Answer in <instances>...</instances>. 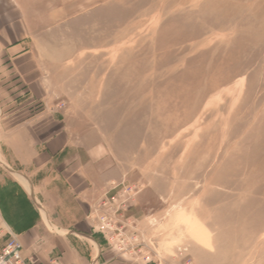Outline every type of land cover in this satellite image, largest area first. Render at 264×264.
Instances as JSON below:
<instances>
[{
	"label": "rangeland",
	"instance_id": "374dc122",
	"mask_svg": "<svg viewBox=\"0 0 264 264\" xmlns=\"http://www.w3.org/2000/svg\"><path fill=\"white\" fill-rule=\"evenodd\" d=\"M8 5L25 27L4 40ZM51 120L110 186L107 212L135 222L142 258L264 264V0H10L0 171L7 133Z\"/></svg>",
	"mask_w": 264,
	"mask_h": 264
},
{
	"label": "crops",
	"instance_id": "0c3cea01",
	"mask_svg": "<svg viewBox=\"0 0 264 264\" xmlns=\"http://www.w3.org/2000/svg\"><path fill=\"white\" fill-rule=\"evenodd\" d=\"M7 3L10 0H0V7ZM6 8L3 26L8 31L2 37L9 40L25 25L19 6L16 12L10 5ZM6 136L0 223L7 235L17 239L25 260L33 264H151L142 256L120 253L103 235H94L92 213L98 202L105 204L110 186L98 178L93 166L85 164V147L76 146L79 143L60 122H25ZM16 175L26 180L28 190Z\"/></svg>",
	"mask_w": 264,
	"mask_h": 264
},
{
	"label": "built area",
	"instance_id": "2783aa9c",
	"mask_svg": "<svg viewBox=\"0 0 264 264\" xmlns=\"http://www.w3.org/2000/svg\"><path fill=\"white\" fill-rule=\"evenodd\" d=\"M114 202L115 199H112L108 204H115ZM108 204L105 203L102 205L106 207ZM107 208H109L108 211L112 209L111 205H108ZM119 210L117 209L110 214L107 211L95 209L92 216L95 221L96 230L104 236L108 244L112 245L120 253L132 257H140L144 245L139 244V236L136 235L137 231L134 226L135 222L130 218L124 221L116 218ZM143 260L146 263L151 262L149 256H144ZM0 264H33V262L31 260H25L22 257L21 245L15 237L9 235V239L0 248Z\"/></svg>",
	"mask_w": 264,
	"mask_h": 264
},
{
	"label": "bare ground",
	"instance_id": "6f19581e",
	"mask_svg": "<svg viewBox=\"0 0 264 264\" xmlns=\"http://www.w3.org/2000/svg\"><path fill=\"white\" fill-rule=\"evenodd\" d=\"M16 177L19 179L18 181H20L21 183H23V185L27 188V190L29 189L28 184L26 183V180H24L23 177L16 175Z\"/></svg>",
	"mask_w": 264,
	"mask_h": 264
},
{
	"label": "trees",
	"instance_id": "16d2710c",
	"mask_svg": "<svg viewBox=\"0 0 264 264\" xmlns=\"http://www.w3.org/2000/svg\"><path fill=\"white\" fill-rule=\"evenodd\" d=\"M94 235H99L98 233H94Z\"/></svg>",
	"mask_w": 264,
	"mask_h": 264
}]
</instances>
